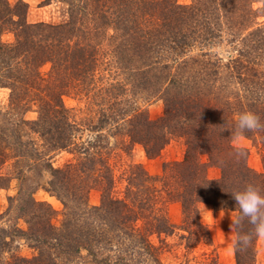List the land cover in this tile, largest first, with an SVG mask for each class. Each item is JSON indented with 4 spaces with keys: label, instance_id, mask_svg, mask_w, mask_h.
<instances>
[{
    "label": "trees",
    "instance_id": "1",
    "mask_svg": "<svg viewBox=\"0 0 264 264\" xmlns=\"http://www.w3.org/2000/svg\"><path fill=\"white\" fill-rule=\"evenodd\" d=\"M63 1L69 21L55 25L30 24L26 4L0 0V88L10 90L0 107V189L18 182L10 208L28 226L0 228V264H164L163 249L173 248L189 264L199 246L214 248L202 203L236 220L231 193L252 185L264 195V173L231 140L240 113L264 125V0ZM257 2L263 6L254 9ZM100 71L114 74L113 83L98 78ZM64 96L90 98L96 109L80 119ZM156 100L164 111L154 120L144 104ZM33 110L38 117L26 119ZM174 137L185 142L183 160L165 163L161 176L131 163L115 192L116 151L130 155L139 145L153 160ZM244 137L264 148V127ZM61 152L73 158L55 167ZM9 165L14 170L3 173ZM210 167L218 178H210ZM44 171L45 191L63 205L58 225V212L34 197ZM94 190L97 206L89 203ZM172 203L181 205L180 225L170 221ZM235 231L252 236L235 247L236 264H258L253 225L245 218ZM19 239L31 258L15 254ZM200 256L203 264H222L215 250Z\"/></svg>",
    "mask_w": 264,
    "mask_h": 264
},
{
    "label": "rangeland",
    "instance_id": "2",
    "mask_svg": "<svg viewBox=\"0 0 264 264\" xmlns=\"http://www.w3.org/2000/svg\"><path fill=\"white\" fill-rule=\"evenodd\" d=\"M180 4H191L193 0H178ZM11 5H16L18 2H23L27 5V21L30 24L35 23H46V24H63L69 21L71 7L63 0H51L49 3L47 0H8ZM263 6V3H254V9H259ZM264 18L260 19V22H263ZM5 41H13V35L6 34L3 38ZM223 54V49L219 48ZM107 50H104L105 57ZM111 57V55H108ZM51 70V64L47 63L41 68L42 75L47 77ZM105 71H100L98 73V78L106 79L105 82H112L114 74ZM111 75V76H110ZM108 87V86H107ZM106 87V88H107ZM110 88V87H109ZM10 90L7 88H0V107L5 108L9 103ZM64 104L68 109L74 110L73 112L78 118H87L93 110L96 108L92 105H89L91 99L79 100L73 96H64ZM144 108L148 110L151 119H158L163 115L164 104L160 100H156L149 105L144 104ZM38 117L35 110L28 112L25 115V118L28 120H35ZM236 146V145H235ZM238 147V146H237ZM240 148H245L248 151V164L249 166L257 173H264V148L257 141H252L245 138L242 146ZM186 153L185 142L182 139L174 137L168 146L163 150L160 157L150 160L147 158L143 147L136 145L133 147L130 155H127L123 151H116L111 158V165L115 169L116 179V190L118 194L121 188L125 185L120 182L119 179L123 177V172L131 163L141 164L152 176H161L163 165L167 162L172 161H181L184 159ZM73 155L67 152H61L54 156L53 165L55 167H60L66 164L68 161L72 160ZM205 159V158H204ZM11 163V162H10ZM9 169H3V173H9V171L14 170V165H9ZM10 172V173H11ZM28 174L32 175L33 172ZM35 176V175H34ZM209 176L212 179H216L220 176L218 169L214 167L209 168ZM50 176L47 172H43L42 177L40 178V188L35 193L34 197L37 201H43L50 203L52 207L58 212V217L55 220V224L58 225L61 220V213L63 211V205L55 197L45 191L44 187L48 185ZM18 182L12 180L10 186L7 189H0V216L3 218L0 219V228H10L17 225L21 229L27 230L28 226L22 218H18L16 213V207L13 206L10 208L9 198L16 197L18 194ZM101 202L100 192L92 191L89 195V203L92 206H97ZM204 206L208 211L212 212L211 214L205 212ZM203 204L200 206V217L202 222L207 225L209 228L213 240L214 248L207 246H199L195 249V259L190 256L191 261L189 264H203V257L200 255L202 253H211L215 250V253L219 259V262L222 264H236L235 257V241L236 231H235V214L229 210H214L212 207ZM168 215L170 221L174 225H180L182 222V208L178 203H172L168 207ZM175 239H170V244H173ZM18 243L15 244L14 252L20 254L23 257L31 258L34 254V251L28 245V242L25 240L19 239ZM157 242V241H156ZM184 252L183 249H163L162 251V261L164 264H183L185 259L183 258ZM257 263L264 264V239H258L257 241ZM185 264V263H184Z\"/></svg>",
    "mask_w": 264,
    "mask_h": 264
},
{
    "label": "clouds",
    "instance_id": "3",
    "mask_svg": "<svg viewBox=\"0 0 264 264\" xmlns=\"http://www.w3.org/2000/svg\"><path fill=\"white\" fill-rule=\"evenodd\" d=\"M262 127L264 125L261 124L256 114L252 112L240 113L237 118L235 130L231 132L232 143L238 147L242 146L245 139V131H256ZM231 194L236 201V210L239 212L234 223L238 225L242 219L246 218L253 225L254 236L257 239H264V195L252 185L245 187L242 191ZM204 210L210 213L211 218L214 219L212 212L208 211L205 206ZM251 240L252 236L248 234L238 235L234 247H246L251 243Z\"/></svg>",
    "mask_w": 264,
    "mask_h": 264
}]
</instances>
